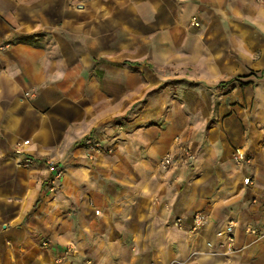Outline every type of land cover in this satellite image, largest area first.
<instances>
[{"label": "crops", "instance_id": "0c3cea01", "mask_svg": "<svg viewBox=\"0 0 264 264\" xmlns=\"http://www.w3.org/2000/svg\"><path fill=\"white\" fill-rule=\"evenodd\" d=\"M228 218L264 264V0H0V264H225Z\"/></svg>", "mask_w": 264, "mask_h": 264}, {"label": "built area", "instance_id": "2783aa9c", "mask_svg": "<svg viewBox=\"0 0 264 264\" xmlns=\"http://www.w3.org/2000/svg\"><path fill=\"white\" fill-rule=\"evenodd\" d=\"M192 24L196 25L198 24L197 21L192 20ZM25 97H32L33 92L32 91H24L23 94ZM178 141V138H176V142ZM29 139L26 138L22 140L21 142H17L14 146V151L18 154L23 152V145L28 144ZM84 143L89 147L95 149L96 152H99L102 148L100 145V142L98 140H95V138L88 137L84 140ZM179 155L180 159H183L185 156H191L192 150L189 144L183 145L179 147ZM233 161L240 165L244 161L248 160V157L243 154V152L240 149H236L232 155ZM174 161V154L171 151L164 152L158 159V165L161 169H168ZM24 162L26 164H30L33 162V159L30 156H24ZM48 169L50 171H57L55 168V164L53 162H48ZM58 172V171H57ZM57 172L55 173L57 175ZM242 182L244 184H248L251 182L250 177L246 176L243 178ZM158 198L154 197L152 199L153 202H157ZM96 213H98V210H95ZM208 218L207 215L204 212L196 211L191 216V221L187 227V231L190 233L196 235L199 234L202 231L203 226L207 223ZM173 224L178 229H184V223L182 216H175L173 218ZM237 226V221L234 218H228L225 222V224L218 228L215 231V239H206L205 246L207 248V252L210 254H219L224 257L225 264H237L235 260V254L240 251V247L236 244V239L234 235V228ZM244 231L246 233H254L256 235L264 233V224L261 226L257 225H247L244 228ZM87 263L89 262L86 260ZM149 264H153V262H150Z\"/></svg>", "mask_w": 264, "mask_h": 264}, {"label": "rangeland", "instance_id": "374dc122", "mask_svg": "<svg viewBox=\"0 0 264 264\" xmlns=\"http://www.w3.org/2000/svg\"><path fill=\"white\" fill-rule=\"evenodd\" d=\"M59 8V6L57 5H52V7L50 9L46 8L45 5H38L37 7V13H36V16H40V17H43V16H56V12H59V10L57 11V9ZM45 9H48L45 11ZM123 129L122 125L121 126H118L117 127V130H121ZM95 140H98L95 138ZM99 141V140H98ZM85 147H88L85 143H83ZM89 148V147H88ZM24 150V149H23ZM102 150V149H101ZM101 150L99 152H96L95 149L93 148H89L88 149V153H87V157L91 160H93L94 158V155L98 154L101 152ZM106 151H109L108 148H106ZM13 152L16 154V155H20L21 156V160H22V165L23 166H30V165H33L34 163H36V158L34 157H31L33 159V162L30 163V164H26L24 162V151L20 154L16 153L14 150ZM44 161L46 162L47 164V168H48V162H53V164H55V162L53 160H50L49 158H44ZM55 168L57 169V171H51L52 174L50 176V179L46 181V184H45V181H43V191H48V192H53L55 190V188L57 187V184H58V180L60 179V175H61V170L59 167H56ZM50 171V170H49ZM57 172V175L55 174Z\"/></svg>", "mask_w": 264, "mask_h": 264}]
</instances>
